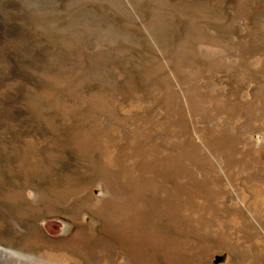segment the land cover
I'll list each match as a JSON object with an SVG mask.
<instances>
[{
  "label": "rangeland",
  "instance_id": "374dc122",
  "mask_svg": "<svg viewBox=\"0 0 264 264\" xmlns=\"http://www.w3.org/2000/svg\"><path fill=\"white\" fill-rule=\"evenodd\" d=\"M264 264V0H0V264Z\"/></svg>",
  "mask_w": 264,
  "mask_h": 264
},
{
  "label": "bare ground",
  "instance_id": "6f19581e",
  "mask_svg": "<svg viewBox=\"0 0 264 264\" xmlns=\"http://www.w3.org/2000/svg\"><path fill=\"white\" fill-rule=\"evenodd\" d=\"M48 260H50L51 262L54 261L55 264H61V263H65V262L68 261L67 258H65V257H62V258H54L52 256H49L48 257Z\"/></svg>",
  "mask_w": 264,
  "mask_h": 264
}]
</instances>
